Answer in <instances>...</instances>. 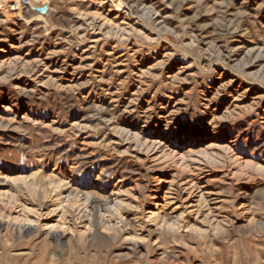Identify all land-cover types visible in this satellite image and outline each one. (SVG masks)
Masks as SVG:
<instances>
[{"label":"rangeland","instance_id":"374dc122","mask_svg":"<svg viewBox=\"0 0 264 264\" xmlns=\"http://www.w3.org/2000/svg\"><path fill=\"white\" fill-rule=\"evenodd\" d=\"M0 223V264H264V0H0Z\"/></svg>","mask_w":264,"mask_h":264},{"label":"bare ground","instance_id":"6f19581e","mask_svg":"<svg viewBox=\"0 0 264 264\" xmlns=\"http://www.w3.org/2000/svg\"><path fill=\"white\" fill-rule=\"evenodd\" d=\"M17 3H19V1L20 0H15ZM94 29V28H93ZM68 185V184H67ZM69 187V186H68ZM172 189V188H171ZM68 190V188H66V191ZM88 195H86V197H85V200H86V202H89V200H90V196H89V193H87ZM84 195V196H85ZM71 198V197H70ZM84 199V198H83ZM65 200H66V198H65ZM92 200V199H91ZM90 203V202H89ZM107 207V206H106ZM156 207H158V205H156ZM100 211V210H99ZM158 213V212H157ZM157 218V217H156ZM4 223V222H3ZM11 222H9V224H10ZM120 223V222H119ZM118 224V223H117ZM13 226H15V225H13ZM0 227H2V224L0 223ZM19 227V226H18ZM21 228H26V229H29L28 230V233L30 232V231H32V232H35L36 231V229H34L35 227H33V225H31V224H27V225H23V226H21ZM73 229V228H72ZM25 230V229H24ZM58 231V230H57ZM53 237H55V239L58 241V242H65V240H66V233L65 232H60V233H56Z\"/></svg>","mask_w":264,"mask_h":264}]
</instances>
